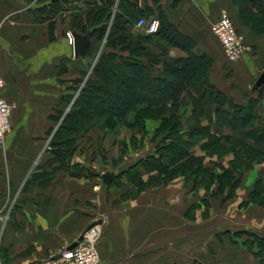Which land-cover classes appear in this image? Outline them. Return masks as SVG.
Masks as SVG:
<instances>
[{
	"label": "crops",
	"instance_id": "crops-1",
	"mask_svg": "<svg viewBox=\"0 0 264 264\" xmlns=\"http://www.w3.org/2000/svg\"><path fill=\"white\" fill-rule=\"evenodd\" d=\"M37 1L0 0V77L5 83L4 97L13 106L11 130L0 146V264H46L99 220L100 264H173L175 222L161 218L159 206L143 210L137 203L130 207L128 202H113L120 195L108 194L112 182L106 185L103 176L112 171L99 172L106 161L95 152L92 140V130L102 133L106 125L92 128L78 141L69 162L82 171L64 168L52 152L50 131L57 125L51 116L60 109L70 110L80 92L75 81L91 76L103 45L97 52L89 34L75 30L74 16L86 9L83 0ZM54 1L62 3L59 10L54 9ZM132 1L139 10L151 9L152 19L162 9L171 25L196 42L194 52L211 60L209 80L218 90L230 98L228 92H236L232 98L236 101L249 90L264 94V88H255L264 73V34L254 33L244 23L235 0ZM224 10L254 50L231 64L234 88L226 81L227 59L211 32ZM68 31L89 36L84 55H75L66 38ZM131 31L137 34L140 29L134 26ZM159 44H165V49ZM159 44L148 45L162 61L151 68L154 77L163 71V63L190 56L184 48ZM190 93L196 96L185 85L181 97L189 102ZM188 105L186 113L192 114V101ZM210 124L202 118V125ZM210 126L220 131L216 124Z\"/></svg>",
	"mask_w": 264,
	"mask_h": 264
},
{
	"label": "rangeland",
	"instance_id": "rangeland-1",
	"mask_svg": "<svg viewBox=\"0 0 264 264\" xmlns=\"http://www.w3.org/2000/svg\"><path fill=\"white\" fill-rule=\"evenodd\" d=\"M231 64L226 60L225 75L230 84ZM228 93L237 97L234 91ZM249 98L259 101L255 122L264 125V94L249 90L241 101H234ZM187 100L180 98L175 111L161 97L158 101L162 106L154 112L139 115L142 108L136 106L123 120L129 127L108 124L102 133L92 130L95 152L107 162L99 172L109 169L116 175L108 194L120 195L113 202H128L130 207L137 203L143 210L159 206L160 217L175 222L173 264H264V153L257 150L261 146L230 129H213L218 136L233 135L234 141L202 149L211 143L212 136L203 125L206 130L186 137L184 133L196 125L195 116L186 113L191 104ZM181 139L194 142L186 147L194 159L177 161L171 172L161 174L168 159L153 160L160 153L159 146L178 144Z\"/></svg>",
	"mask_w": 264,
	"mask_h": 264
},
{
	"label": "trees",
	"instance_id": "trees-1",
	"mask_svg": "<svg viewBox=\"0 0 264 264\" xmlns=\"http://www.w3.org/2000/svg\"><path fill=\"white\" fill-rule=\"evenodd\" d=\"M83 1L86 9L74 16L75 30L82 35L89 34L97 52L102 45L103 50L91 76L86 81V75L75 81L79 85L76 91L80 92L70 110L66 112L65 109H60L51 116L58 127L50 131V146L64 168L71 167L69 161L77 151L78 141L92 128L102 123L107 126L109 124V127H129L123 120L136 106L142 108L141 111L138 109L139 115L154 112L162 106L158 101L161 97H165L169 108L176 111L177 101L182 98L181 90L185 85L193 88L196 93V96L190 93L189 97L196 125L184 133L186 137H195L196 131H203L206 127L203 128L202 118H206L220 130L230 129L247 142L259 144L261 148L257 150L264 153V125L255 122L258 118L259 101L249 98L244 103H237L218 90L209 80L211 60L194 52L196 42L171 25L162 9L158 18H154L160 22L156 33L147 34L140 30L134 34L131 28L140 19L152 20L151 9L139 10L132 0ZM235 1L240 6V16L244 23L254 33L264 34V0ZM53 4L54 9L58 10L62 5L57 1ZM36 11L39 13L40 8ZM162 41L188 50L190 56L173 63H163V71L154 77L151 68L162 61L150 52L148 45ZM159 47L165 49L166 45L159 44ZM210 125L206 129L210 132L212 141L202 145V149L216 148L221 142L234 141L235 137L231 134L218 136L213 133ZM193 143L192 140L181 139L178 144H161L158 149L160 153L153 160L160 162L161 159H168V164L160 173L165 175L171 172L177 161L193 160L192 151L186 148ZM252 146L251 149L254 148ZM71 168L83 170L79 165ZM127 173L126 170L125 174Z\"/></svg>",
	"mask_w": 264,
	"mask_h": 264
},
{
	"label": "built area",
	"instance_id": "built-area-1",
	"mask_svg": "<svg viewBox=\"0 0 264 264\" xmlns=\"http://www.w3.org/2000/svg\"><path fill=\"white\" fill-rule=\"evenodd\" d=\"M158 19H140L135 27L147 34L156 33L159 29ZM212 34L219 40L223 53L229 63H236L251 52L246 37L241 34L232 18L226 11H222L219 20L211 27ZM66 38L74 46V33L66 32ZM4 80L0 77V146L6 141L11 130L13 106L4 97ZM58 127V125H57ZM57 129V128H56ZM100 225L92 228L85 234L84 239L73 248H64L60 253L49 259L46 264H100L101 259L97 249V233Z\"/></svg>",
	"mask_w": 264,
	"mask_h": 264
},
{
	"label": "water",
	"instance_id": "water-1",
	"mask_svg": "<svg viewBox=\"0 0 264 264\" xmlns=\"http://www.w3.org/2000/svg\"><path fill=\"white\" fill-rule=\"evenodd\" d=\"M90 43H89V36H82V35H74V51H75V55L77 57L84 55V53L86 52L87 48L89 47ZM255 88L256 89H263L264 88V73L261 74V76L259 77V79L257 80L256 84H255ZM115 174L112 172H108L106 174H104L103 176V182L106 185H109L112 180L114 179ZM102 221H96L95 223H93L86 231L83 235L80 236V238L78 239V241H76L74 244H72L69 249H73L75 248L78 243L80 241H82L84 239V236L86 233H88L92 228H94L97 225H101ZM58 257V256H57ZM56 257V258H57Z\"/></svg>",
	"mask_w": 264,
	"mask_h": 264
}]
</instances>
